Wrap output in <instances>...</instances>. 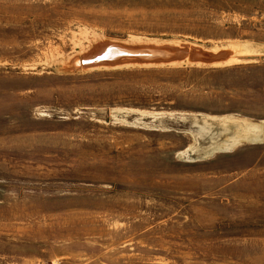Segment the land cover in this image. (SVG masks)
I'll use <instances>...</instances> for the list:
<instances>
[{
    "label": "rangeland",
    "instance_id": "rangeland-1",
    "mask_svg": "<svg viewBox=\"0 0 264 264\" xmlns=\"http://www.w3.org/2000/svg\"><path fill=\"white\" fill-rule=\"evenodd\" d=\"M107 38L234 54L81 67ZM0 264H264V0H0Z\"/></svg>",
    "mask_w": 264,
    "mask_h": 264
},
{
    "label": "water",
    "instance_id": "water-1",
    "mask_svg": "<svg viewBox=\"0 0 264 264\" xmlns=\"http://www.w3.org/2000/svg\"><path fill=\"white\" fill-rule=\"evenodd\" d=\"M233 54L230 49L214 50L184 41L107 38L76 56L75 60L83 68L183 64L219 66L226 65Z\"/></svg>",
    "mask_w": 264,
    "mask_h": 264
},
{
    "label": "trees",
    "instance_id": "trees-1",
    "mask_svg": "<svg viewBox=\"0 0 264 264\" xmlns=\"http://www.w3.org/2000/svg\"><path fill=\"white\" fill-rule=\"evenodd\" d=\"M141 68H147V70H159L160 72H171V71H183L184 76L191 77L193 79L194 75H192L193 71H201L204 72L206 70H211V69H217L220 67L216 66H200V65H179V66H167V67H141ZM175 79V78H171ZM191 80V79H190ZM148 105V104H144Z\"/></svg>",
    "mask_w": 264,
    "mask_h": 264
}]
</instances>
